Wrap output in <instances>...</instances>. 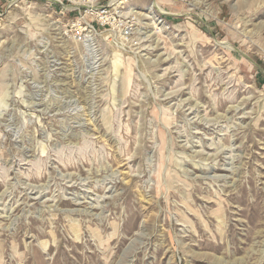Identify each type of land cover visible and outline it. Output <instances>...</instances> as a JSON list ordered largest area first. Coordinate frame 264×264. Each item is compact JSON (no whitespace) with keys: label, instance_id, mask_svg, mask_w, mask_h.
Listing matches in <instances>:
<instances>
[{"label":"rangeland","instance_id":"rangeland-1","mask_svg":"<svg viewBox=\"0 0 264 264\" xmlns=\"http://www.w3.org/2000/svg\"><path fill=\"white\" fill-rule=\"evenodd\" d=\"M125 5L0 0V264H264V0Z\"/></svg>","mask_w":264,"mask_h":264},{"label":"built area","instance_id":"built-area-1","mask_svg":"<svg viewBox=\"0 0 264 264\" xmlns=\"http://www.w3.org/2000/svg\"><path fill=\"white\" fill-rule=\"evenodd\" d=\"M57 7V13L67 22H76L88 33H107V39L119 45H129L139 28L141 14L127 7V0H45ZM87 41V40H85Z\"/></svg>","mask_w":264,"mask_h":264},{"label":"bare ground","instance_id":"bare-ground-1","mask_svg":"<svg viewBox=\"0 0 264 264\" xmlns=\"http://www.w3.org/2000/svg\"><path fill=\"white\" fill-rule=\"evenodd\" d=\"M145 17H146V16H145ZM154 22H155V21H154ZM95 38H96V37H95ZM235 110H236V109H235ZM235 110H234V111H235ZM8 217H9V216H8Z\"/></svg>","mask_w":264,"mask_h":264}]
</instances>
